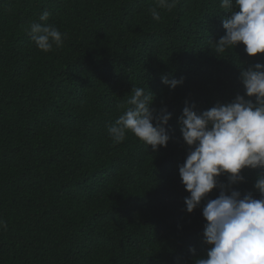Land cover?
<instances>
[{
	"label": "trees",
	"instance_id": "1",
	"mask_svg": "<svg viewBox=\"0 0 264 264\" xmlns=\"http://www.w3.org/2000/svg\"><path fill=\"white\" fill-rule=\"evenodd\" d=\"M0 0V264H195L207 258V199L186 211L179 175L189 152L178 118L244 95L241 69L264 64L245 45L217 52L229 13L220 0ZM47 9L49 20H39ZM48 23L63 34L50 52L26 31ZM183 78L174 90L161 77ZM132 87L171 113L166 147L107 128ZM248 99V97H245ZM254 101V98H252ZM264 169H242L231 187L261 194ZM227 186L226 175L219 178ZM195 249L193 253L191 250Z\"/></svg>",
	"mask_w": 264,
	"mask_h": 264
},
{
	"label": "clouds",
	"instance_id": "2",
	"mask_svg": "<svg viewBox=\"0 0 264 264\" xmlns=\"http://www.w3.org/2000/svg\"><path fill=\"white\" fill-rule=\"evenodd\" d=\"M174 6L175 0H157L151 9L153 19H161L157 8L171 10ZM220 7L229 15L222 21L226 34L214 42L217 52L243 43L249 56L264 53V0H220ZM50 15L45 9L39 20L46 22ZM26 31L45 53L63 44L64 34L52 24L31 22ZM240 80L244 95L202 113L186 103L178 118L183 141L190 149L179 166L181 182L190 193L185 198L186 211L192 213L209 193L220 190L203 206L204 242L210 247L207 258L195 264H264V173L258 174L254 185L259 199L251 193L242 196L231 187L243 180L242 169H264V64L242 68ZM161 82L174 90L183 78L162 76ZM131 93L129 106L108 126V135L118 144L130 131L153 151L166 147L170 136L165 126L171 113H156L149 89L132 87ZM221 175L227 176V186L220 183ZM0 229L7 230L2 218Z\"/></svg>",
	"mask_w": 264,
	"mask_h": 264
}]
</instances>
